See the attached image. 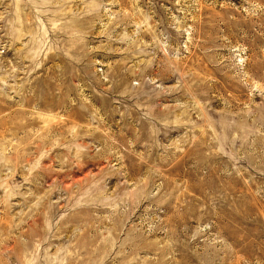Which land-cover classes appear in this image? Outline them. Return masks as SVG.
I'll list each match as a JSON object with an SVG mask.
<instances>
[{"label": "rangeland", "instance_id": "obj_1", "mask_svg": "<svg viewBox=\"0 0 264 264\" xmlns=\"http://www.w3.org/2000/svg\"><path fill=\"white\" fill-rule=\"evenodd\" d=\"M0 264H264V0H0Z\"/></svg>", "mask_w": 264, "mask_h": 264}, {"label": "bare ground", "instance_id": "obj_2", "mask_svg": "<svg viewBox=\"0 0 264 264\" xmlns=\"http://www.w3.org/2000/svg\"><path fill=\"white\" fill-rule=\"evenodd\" d=\"M100 192V191H99ZM98 197V196H97Z\"/></svg>", "mask_w": 264, "mask_h": 264}]
</instances>
